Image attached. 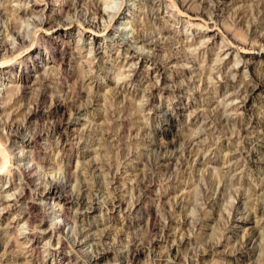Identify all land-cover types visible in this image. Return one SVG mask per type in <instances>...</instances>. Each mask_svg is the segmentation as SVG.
<instances>
[{"label": "rangeland", "instance_id": "374dc122", "mask_svg": "<svg viewBox=\"0 0 264 264\" xmlns=\"http://www.w3.org/2000/svg\"><path fill=\"white\" fill-rule=\"evenodd\" d=\"M9 1H12L8 4L10 7H15L18 2H7ZM175 1L187 14L177 12L169 0H154L150 6L147 4L143 7L138 0H102L101 10L107 14L100 21L104 23L105 19H117L118 24L113 22L112 27L104 34L100 30L91 33L76 24L71 26L69 41L73 44L78 41V45L83 46V53L80 54L83 56L75 58L79 62H71L73 67L68 68L67 73L64 71L67 62L62 63L63 69H60L58 60L49 58L47 51L48 48L52 49L54 43L53 34L49 32L32 42V46L36 45L39 50V58L35 57L33 62L31 56L25 53L26 48L24 53L28 58L27 62L20 63L17 58L11 66L7 59L5 63H0V135L3 134L5 139L6 122H24L26 126L23 125L20 129L24 142L33 126L41 124L44 129L43 136L39 139L38 145L41 147L38 153L46 156L43 161L46 168L34 169L37 170L36 175L40 173L34 185L41 181L42 187H48L50 183L64 179V163L68 159L71 162L70 169L75 168L70 178L74 198L70 205H62L61 202L56 203L48 198L39 199L43 210L50 215L41 228L60 223L56 214L61 208L75 217L74 224L67 222L64 233L60 234V238L63 237L70 246H62L57 241L58 235L48 243V235L44 237L43 233L37 232L41 242L39 252L30 256L25 247L23 251H19L18 242L25 235L32 234V230L25 224L14 222L24 205L20 204L21 208L13 206V210L2 209L0 206V215L6 218L0 220V227H4V222H9L13 224L11 226H15V233H18L16 245H11L6 252L1 245L6 243L7 238L3 236L6 240L1 239V264H71L73 261L75 264H121L132 240L140 242L142 246L132 264H264V239L259 243L262 252L257 257L255 252L242 246L244 244L240 236L234 238L236 236L231 232L233 218L238 213L249 216L254 212L257 217H264V213L259 214V198L256 194L264 185V143L259 140L264 131V86L249 94L244 105L242 100L246 92L239 91L244 85L242 82L251 80L253 71L264 79V57L257 50L251 52L247 49L236 51L233 47L229 49L234 44L233 37L246 40L248 44L253 41L252 29L259 27L258 21L264 17V0ZM82 9L79 7L77 11L72 10L71 14L85 23L89 20L88 23L93 21V24H98L97 15L92 17V14ZM196 10L204 17L189 16V13ZM12 12L16 13L13 10ZM35 13L24 15L28 16L25 17L28 19H24L26 22L21 17L25 32L32 29L29 24L31 19L40 14ZM8 17L12 16L8 14ZM134 21L140 22L144 27L146 24L145 33L149 31L153 38L157 36L160 47L134 42ZM10 37L9 35L7 39ZM6 53L0 46V58ZM142 54L151 55L159 63L142 62ZM84 55L93 62H88ZM172 57H177L176 61L171 62L169 58ZM130 61L135 62L137 73L133 81L127 82L132 72L127 70L126 65H120ZM247 63L248 68H240ZM78 64L82 65V69ZM57 72H63L60 82L64 86L61 89L55 85L58 80ZM26 74L28 77L25 79V96L10 107L11 109L6 107L4 101L8 91L21 85V77ZM45 74L54 78L40 87L37 80ZM227 78H231V84L225 85ZM84 83L85 86L82 85ZM235 89L239 91L236 96ZM40 90L45 92L46 99L41 102L42 106L37 115H30L24 120L21 112L25 113L27 108H33ZM122 97L126 100L127 111L124 113L127 115L121 111ZM54 99L65 108L55 111L48 109L46 106ZM80 100L88 101L90 105L87 104L81 112L70 115L71 103ZM19 111L20 114H17ZM195 114L197 117L193 116ZM69 115L71 122H75L79 129L73 144L62 153L57 135L49 132L48 126L54 120L65 122ZM124 116L127 120L121 122ZM250 124L251 127H246ZM172 135L176 137L174 146L158 151L155 143L158 140L168 141ZM14 139L7 141L9 154L19 156L16 163L19 167L26 168L30 166L28 160L35 150L30 144H18L20 137L15 139L16 142ZM21 147L23 151L19 150ZM77 160L79 163H76ZM145 182L148 185L145 189L133 188L135 183ZM20 183L16 175L6 174L2 177L0 192L6 194L8 191L5 200L12 202L15 199ZM182 189L186 191L184 201L179 198ZM246 195L251 199V204L244 207ZM114 197L124 200L123 209L110 208ZM138 198H141L140 210L133 209V203ZM82 200L89 203L85 205ZM91 202L93 206L87 208ZM79 229H82L81 233H78ZM170 231L173 232L172 235H169ZM173 243L178 247L177 257L170 249Z\"/></svg>", "mask_w": 264, "mask_h": 264}, {"label": "bare ground", "instance_id": "6f19581e", "mask_svg": "<svg viewBox=\"0 0 264 264\" xmlns=\"http://www.w3.org/2000/svg\"><path fill=\"white\" fill-rule=\"evenodd\" d=\"M8 0H0V46H2V49L7 51V53L5 54L4 57L0 58V63H5L6 59H7V62H9V65H13V60H17V58H19V62L20 63H23L24 62H27V59L26 56H25V53L27 55H30L31 58H32V62L33 60H35L36 58H39V50H38V47L35 46H32V42H35L36 40H38L39 38H42L45 34H47V32H49L50 34H53V37H54V43H53V47L52 49L51 48H48L49 50L47 51L50 56L49 58L51 59H56L58 60V65H59V68L60 69H63L62 68V63L65 64V62H67V68L65 69L64 68V71H68V68H72L73 65L71 64V62H79V61H75L76 59L75 58H79L83 55H80L81 53V49L83 48V46H80L78 45V41L73 44V42L69 41V33H70V29H71V26L73 25H78V27L80 28H85L87 29L89 32L91 33H95L96 31H101L104 33H106V31L112 27L113 25V22H115V24L117 23V19H110V20H106L105 19V22L102 23V21H100V18L103 19V18H106L104 15L105 13H103L104 11L101 10V7H100V3L102 2L99 1V0H17V4H15L16 6L15 7H10L8 4H10L11 2L9 1V3L7 2ZM16 1V0H15ZM123 1V0H122ZM163 1V0H162ZM166 1V0H165ZM185 1V0H184ZM110 2V1H109ZM170 4L175 7V9L177 10V12H180V13H185L186 10L181 8L180 5L177 4V1L175 0H169ZM219 2V0H218ZM262 2V0H261ZM29 3H31L29 5ZM138 3L140 5L145 6L147 4H149V6L151 5V3H154V0H138ZM189 3V2H188ZM260 3V2H259ZM264 3V1H263ZM102 4V3H101ZM133 4V3H132ZM159 4V3H158ZM181 4V3H180ZM254 4V3H253ZM177 5L179 7H177ZM205 5V4H204ZM202 4V6H204ZM183 6V5H181ZM187 6V5H186ZM185 6V7H186ZM206 6V5H205ZM204 6V7H205ZM256 6V5H255ZM264 6V5H263ZM83 8L85 9V11H88L89 14H92L91 16L94 17V15L98 16V24L94 23L93 24V21L91 23H85L84 20H80L79 18H76L75 15H72L71 14V11L73 10H76L78 8ZM208 7V6H207ZM207 7L205 9H207ZM260 7V6H259ZM241 8V7H240ZM82 9V10H83ZM141 9V8H140ZM143 9V8H142ZM141 9V10H142ZM210 9V8H209ZM208 9V10H209ZM263 9V8H262ZM13 11H16V13L12 12ZM202 10V9H201ZM204 10V9H203ZM235 10V9H234ZM240 10V9H239ZM258 10V9H257ZM256 10V11H257ZM261 10V8L259 9ZM264 10V9H263ZM14 13L16 14V16H14V14L12 15L11 13ZM77 11V10H76ZM84 11V10H83ZM198 10L196 11H193L189 14V16H196V17H204L203 14L197 12ZM35 12H38L40 13L38 15V17L34 16L35 18H32L31 16V22L29 23L32 27V29L28 30L26 29L27 32H25L23 30L22 27H24L23 25H21L23 22L21 21V17H23V21L24 19H28V18H25V17H28V16H24L26 14H29V13H34L36 14ZM238 12V11H236ZM242 13H245L244 11H241ZM259 12V11H258ZM119 13V12H118ZM8 14H10V16H12L11 18L8 17ZM74 14V13H73ZM107 14V13H106ZM113 14V13H112ZM112 14H108V15H112ZM142 14V13H141ZM187 14V12L185 13ZM236 14V13H234ZM238 14V13H237ZM247 14V13H246ZM259 14V13H258ZM264 14V13H262ZM32 15V14H31ZM145 15V14H144ZM147 15V14H146ZM257 15V14H256ZM14 16V17H13ZM77 16V15H76ZM90 16V15H89ZM188 16V17H189ZM234 16V15H233ZM109 17V16H108ZM107 17V18H108ZM113 17V16H112ZM256 17V16H255ZM253 17V18H255ZM81 18V17H80ZM260 18V17H259ZM262 18V17H261ZM30 19V17H29ZM136 19V18H135ZM134 19V20H135ZM207 19V18H206ZM97 21V20H96ZM137 21H140V20H137ZM137 21H134L132 25H134L132 27V30L134 29L135 31V34H134V42L137 41L139 43H144V44H147L148 46L150 47H154V48H158L160 47V40H158L156 37L153 38V36L151 35L152 33H150L149 31H147V33L149 32V34L145 33L144 30L145 27H146V24H145V27L143 25H141L140 22H137ZM151 21V20H150ZM206 21V20H205ZM246 21V20H245ZM254 21V20H253ZM252 21V22H253ZM26 22V21H24ZM28 22V21H27ZM90 22V21H89ZM256 22V21H254ZM259 22V27H257L256 29L254 28V30L252 29V32L254 33V37L252 36L251 39H253V41H251L249 44L246 43V40L243 41L242 39H235L236 37H233L234 40V44L232 43V45H230V48L231 49L233 47L234 50L236 51H239L240 49H247L248 51L251 50V52L253 51H258L259 54H261V56L264 57V17H263V20L261 19ZM154 23H157V21ZM101 24H102V28H101ZM118 24V23H117ZM153 24V23H152ZM191 24V23H190ZM196 24V23H195ZM251 21H250V25H251ZM120 25V24H119ZM117 25V26H119ZM141 25V27H139ZM154 25V24H153ZM157 25V24H156ZM160 25V24H158ZM213 25V24H212ZM258 25V24H257ZM136 26V27H135ZM148 26V24H147ZM152 26V25H151ZM248 26V24H247ZM139 27V28H138ZM150 27V26H149ZM159 27V26H158ZM252 27V26H251ZM26 28V26H25ZM28 28V27H27ZM30 28V26H29ZM117 28V27H116ZM153 28V26H152ZM151 28V29H152ZM157 28V27H156ZM248 28H250L248 26ZM150 29V28H149ZM160 29V28H159ZM151 31V30H150ZM156 31V30H155ZM159 31V30H158ZM80 32V31H79ZM154 32V31H153ZM251 32V33H252ZM11 36L10 39H7L8 36ZM234 35V34H233ZM235 36V35H234ZM29 37V38H28ZM232 37V36H231ZM230 37V38H231ZM228 38V39H230ZM44 40V39H43ZM8 41V42H7ZM46 41V40H45ZM230 41V40H229ZM231 42V41H230ZM231 44V43H230ZM237 44V45H236ZM9 45V46H8ZM50 47V46H49ZM92 47V46H91ZM162 47V46H161ZM187 47V46H186ZM27 48V51L24 53V50H26ZM29 49V50H28ZM90 51V49H88ZM93 51V50H92ZM90 51V52H92ZM24 53V54H23ZM89 53V52H88ZM149 53V52H148ZM228 52H226L227 54ZM123 55V54H122ZM127 55V54H126ZM25 56V57H24ZM29 56V57H30ZM151 56V55H150ZM148 54L146 55H140V59L142 62H145V61H151V64H158L159 61L156 59V58H153V57H150ZM157 56V55H156ZM176 56V55H175ZM36 57V58H35ZM84 57H86V55H84ZM169 57V56H168ZM178 57V56H177ZM177 57H172L169 58L170 61H176L175 58ZM88 58V62H91L92 60L89 58V57H86ZM126 58V57H125ZM90 59V60H89ZM101 59V58H100ZM159 59V57H158ZM237 59V58H236ZM250 59V58H249ZM168 60V59H167ZM132 61V60H131ZM129 62L128 64H124L122 63L121 66H127V70L130 71V73L132 72V74L130 75L129 74V78L127 80V82L129 81H133V79L135 78L136 76V73H137V67L135 65V60L133 61L134 63L132 62ZM254 61V60H253ZM15 62V61H14ZM81 62V61H80ZM86 62V61H85ZM93 62V61H92ZM128 62V61H127ZM239 62V60H238ZM237 62V63H238ZM82 63V62H81ZM236 63V62H235ZM259 63V62H258ZM93 64V63H91ZM80 64H78L79 66ZM90 65V64H89ZM237 65V64H236ZM82 65H80L81 67ZM198 67V66H197ZM249 67V64H243L242 66H240V68L244 69V68H248ZM253 67V66H252ZM125 68V67H124ZM199 68V67H198ZM239 68V69H240ZM80 69V68H79ZM82 69V67H81ZM126 69V68H125ZM204 69V68H203ZM85 70V69H84ZM91 70V69H90ZM120 69H118V72H119ZM198 70V69H197ZM63 71V72H64ZM72 71V70H71ZM82 71V70H81ZM89 71V70H88ZM87 71V72H88ZM195 71V70H194ZM43 72H44V69H43ZM63 72H57V79L55 81V85L56 87H58L59 89H61L60 87L61 86H64L62 85V83L60 82V79L62 77V74ZM78 72V71H77ZM80 72V71H79ZM160 72V71H159ZM201 72V71H200ZM203 72V71H202ZM237 72V71H236ZM239 72V71H238ZM47 73V72H46ZM65 73V72H64ZM82 73V72H81ZM117 73V71H116ZM125 73V72H124ZM128 73V72H127ZM228 73V72H227ZM234 73V72H232ZM242 73V70L241 72ZM44 74V73H43ZM80 74V73H79ZM118 74V73H117ZM235 74V73H234ZM85 75V73H84ZM120 75V74H119ZM123 75V74H122ZM198 75V74H197ZM248 75H249V72H248ZM39 76V75H38ZM82 76V75H81ZM115 76V75H114ZM126 76V75H125ZM203 76V75H202ZM28 77V74L26 75H23L22 78V81L23 83L17 87H12L10 88V91L9 94L6 96V100L4 101V103L6 104V107L10 108V107H13V105H16V102H18L20 99L23 98V95H24V88L27 86L25 84V79ZM36 78V77H35ZM32 79V80H35ZM53 76H47V74L45 75H41L37 82H38V85L40 87H43L45 85V82L46 81H52L53 80ZM64 78V77H63ZM84 77H82L83 79ZM125 78V77H123ZM202 78V77H201ZM120 79V78H118ZM231 79V78H230ZM229 78H227L225 80V85L226 84H231V81H230ZM233 79V78H232ZM240 79V78H239ZM65 80V79H63ZM63 82V81H62ZM83 83V82H82ZM117 83V82H116ZM244 83L243 87L239 90L240 93L241 92H246V96L244 98L243 101V105L245 104V101L247 100V96H249V94L251 95V93H254L257 89L261 88L262 86H264V79H262L261 77H259L257 74L254 73V71L252 72V76H251V80L249 82H242ZM86 83L82 84L85 86ZM241 84V83H240ZM29 85V84H28ZM81 85V87H82ZM38 86V87H39ZM88 86V85H86ZM35 87V86H34ZM33 87V88H34ZM32 88V89H33ZM204 88V87H203ZM223 88V87H222ZM238 88V87H237ZM39 89V88H38ZM62 89H64L62 87ZM239 89V88H238ZM237 89V90H238ZM8 90V89H7ZM43 90V89H42ZM40 90L38 92V98H36L34 100V105H33V108H27L26 109V112H21V115H23V119H27L30 115H33V114H36L37 111H39V109L41 108L42 106V101H44L46 99L45 96H47L45 94L44 91ZM85 90V89H84ZM92 90V89H91ZM144 90V89H143ZM89 91V90H88ZM236 91V89H235ZM239 91H236V94L235 96L238 94ZM6 92V93H8ZM31 92V90H30ZM36 92V94H37ZM91 92V91H90ZM87 93V92H86ZM229 93V92H228ZM231 94L233 93V91L231 90L230 92ZM235 93V92H234ZM116 94V93H115ZM125 94V93H124ZM231 94H228V95H231ZM95 95V94H94ZM113 95V94H112ZM244 95V94H243ZM25 96V95H24ZM82 96V95H81ZM122 96V95H121ZM125 96V95H124ZM128 96V95H126ZM145 96V95H144ZM149 96V95H148ZM34 97V96H33ZM86 97V96H85ZM90 97V96H89ZM113 97V96H112ZM120 97V96H119ZM227 97V95L225 96ZM242 97V96H241ZM118 98V96L116 97ZM130 98V97H129ZM239 98V97H238ZM80 99V97H79ZM90 99V98H88ZM120 99V98H119ZM125 99V98H124ZM123 97L121 98V101L120 103L122 102V107H121V111L123 112L124 115H127L125 114L124 112H126L127 110H125V107H126V103L124 101ZM222 99V98H221ZM225 99V98H224ZM77 100V99H76ZM236 100V99H235ZM238 100V99H237ZM60 101V100H59ZM119 101V100H118ZM232 101V100H230ZM74 102V101H73ZM72 102V103H73ZM132 102V101H131ZM44 103V102H43ZM64 103V102H63ZM71 103V102H70ZM71 103V108H70V115L73 114V113H79L81 112L84 107L88 104V101L87 102H83V100H80V101H77V103ZM85 103V104H84ZM118 103V102H117ZM147 103V102H146ZM217 103V102H216ZM228 103V102H227ZM19 105V104H18ZM21 105V104H20ZM19 105V106H20ZM31 105V104H30ZM65 105V104H64ZM90 105V104H88ZM120 105V104H119ZM179 105V104H178ZM29 106V105H28ZM67 106V105H66ZM70 106V105H69ZM216 106V104H215ZM219 106V104H218ZM24 107V105H23ZM48 109L50 110H62L64 106H62L61 103L58 102L57 99H54V100H50V103L48 104ZM87 107V106H86ZM151 107V106H150ZM156 107V106H154ZM153 107V108H154ZM234 107V106H233ZM236 107V106H235ZM234 107V108H235ZM15 108V107H14ZM17 108V107H16ZM19 108V107H18ZM65 108V107H64ZM69 108V107H67ZM194 108V107H193ZM11 109V108H10ZM22 109V108H21ZM120 109V108H119ZM218 109V108H217ZM229 109V108H228ZM231 109V108H230ZM189 110V109H188ZM195 110V109H194ZM203 110V109H202ZM5 111H8L7 109ZM15 111V110H14ZM13 111V112H14ZM228 111V110H227ZM241 111V110H240ZM58 112V111H56ZM239 112V111H238ZM191 113V112H190ZM227 113V112H226ZM240 113V112H239ZM17 114H20V111L17 113ZM130 114V113H129ZM128 114V115H129ZM221 114V113H220ZM228 114V113H227ZM8 115V113L6 114ZM5 115V116H6ZM37 115V114H36ZM35 115V116H36ZM70 115L66 118V121L65 122H62V120H54L53 122H50L48 126L49 128V132H52L54 134L57 135V138L59 139L58 143L60 144V150L63 151L68 148L73 144V140L76 139V132L78 131L79 128H77V126H75V122H71L70 120ZM104 115V114H103ZM229 115V114H228ZM119 116V115H118ZM166 116H168L166 114ZM171 116V113L169 114L168 116V119L170 118ZM195 117H197V114L193 115ZM42 117V116H41ZM121 117V116H120ZM129 117V116H128ZM239 117V116H238ZM6 119V118H5ZM16 119V118H15ZM18 119V118H17ZM104 119V117H103ZM241 119V118H240ZM13 121V119H11ZM20 120V119H18ZM64 120V118H63ZM127 120V117H122V120L121 122H126ZM5 121V120H4ZM93 121V120H92ZM207 121V119L205 120ZM250 122V121H249ZM2 123V122H1ZM5 123V122H4ZM31 123V122H30ZM3 124V123H2ZM33 124V123H32ZM38 124V123H37ZM85 124V123H84ZM97 124V123H96ZM25 125L24 122H6L5 126L7 131H6V136H5V139L2 137V135H0V180L2 179L3 176H6V174H8L9 176H14L16 175L17 178L19 179V181L21 182L20 184L18 185H21L19 186V192L16 193V196H15V199H13L12 202H9L8 200H5L4 197H7V192L6 194L3 192H0V206L2 209H7V210H11L13 208V206H18L17 208H21L19 206H21L20 204H23V208L20 210V213H19V217L14 221L15 224H25L26 227L28 229H31L32 230V234L31 235H25L24 239L21 241V242H18L19 245V248L18 249L19 251L22 249H24V247L27 249V251L30 253L29 255L30 256H33V254L35 252H39V248H40V237H38L36 235L37 232H40V233H43V236L46 237L47 235V240H48V243L51 242L52 238L55 237V235H58L57 236V241L62 243V246H70V244H67V242L63 239L60 238V234L61 233H64V226L67 222H70L74 224V218L72 217V215H69L68 213H66L64 210H62V208L58 211H60L58 214H56V216L58 217V221H60V223H56L54 225H51L49 227H44V228H41L42 225L45 223V221L47 220L48 215L44 210H43V207L41 206L40 204V201L39 199H44V198H48V199H53L56 203H62V205L66 204V205H70L74 198L72 196V185L70 184V178L72 176V173L74 172L75 168L73 170L70 169V166H71V162L70 160H66V162L64 163V172L66 173L64 175V179H62L61 181H58V182H53L50 186L48 185V187H42L41 186V181L39 182V184L37 185H34V183L36 182V180L39 178V174L36 175L34 169L37 168V167H45V164H43V161L46 160V156L45 155H42L41 153H38V151H40V148L41 146H39V139L42 138L43 134H42V130L43 127H41V124L40 125H36V126H33L31 130H29V133L27 134L24 133V134H27L28 136V139L24 142V140L21 138L23 137V135L21 134L20 130L22 128V126ZM48 125V124H47ZM46 125V126H47ZM26 126V125H25ZM91 126V124H90ZM94 126V125H93ZM252 125L250 124L249 126H246V127H251ZM3 127V126H2ZM82 127V125H81ZM86 127V126H85ZM245 127V128H246ZM257 127V126H256ZM1 128V127H0ZM26 128V127H25ZM42 128V129H41ZM47 128V127H46ZM5 129V130H6ZM250 129V128H249ZM27 130V129H26ZM263 130V129H262ZM47 131V129H46ZM123 131V130H122ZM202 131V130H201ZM255 131V130H254ZM258 131V129H257ZM200 132V131H199ZM198 133V132H197ZM201 133V132H200ZM246 133V132H245ZM262 137L259 138V140H261L263 143H264V131L262 133ZM4 136V135H3ZM151 136V135H150ZM153 136V135H152ZM179 136V135H178ZM18 141V144L20 143V145H24V144H30V146H32V148L35 150V152L30 155L29 157V160L28 162L30 163V166H26L25 167H19L20 165L17 164L19 161L17 155H12L9 154V149L7 147V141L8 140H11L12 138H19ZM13 140L14 142H16V140ZM161 139V138H160ZM200 139V138H199ZM198 139V140H199ZM192 140V139H191ZM202 140V139H201ZM57 141V140H56ZM86 141V140H85ZM190 141V140H189ZM195 140H193L194 142ZM9 142V141H8ZM176 142V137H174V135H172L168 141H160L158 140V142L155 143V147L156 149H158V151L162 150V149H167L169 148L170 146H174ZM189 143V142H188ZM205 143V142H204ZM14 144V143H12ZM56 144V143H55ZM88 144V143H87ZM262 146L264 147V144H262ZM73 147V146H72ZM86 147V146H85ZM10 148V147H9ZM30 148V147H29ZM45 148V147H44ZM183 148V147H182ZM198 148V147H197ZM17 149V148H16ZM199 149V148H198ZM19 150H22L23 151V148L21 147ZM46 150V149H44ZM59 150V149H58ZM94 150V149H93ZM12 151V150H11ZM205 151V150H204ZM264 151V150H263ZM46 152V151H45ZM57 152V150H56ZM66 152V151H65ZM166 152V151H164ZM169 152V151H168ZM201 152V151H200ZM29 153V152H28ZM251 153H253V155H255V157H257V155L252 151ZM47 154V153H46ZM52 154V153H51ZM55 154V153H53ZM57 154V153H56ZM19 155V154H18ZM50 155V154H49ZM203 156V155H202ZM55 157V156H53ZM160 157V155H159ZM163 157V156H162ZM230 157V156H229ZM259 157V156H258ZM261 157V155H260ZM259 157V158H260ZM156 158V157H155ZM76 159V158H74ZM61 160V159H60ZM97 160V159H96ZM49 161V160H48ZM231 161V160H230ZM17 162V163H16ZM22 162V161H21ZM27 162V163H28ZM156 162V161H154ZM168 162V161H167ZM263 162V161H262ZM25 163V164H27ZM76 163H79L78 160L76 161ZM75 163V164H76ZM160 163V162H159ZM172 163V162H171ZM229 163V162H228ZM15 164V165H14ZM23 164V163H22ZM95 164V163H94ZM169 164V163H168ZM19 165V166H18ZM74 165V163H73ZM93 165V164H92ZM98 165V164H97ZM232 165V164H231ZM230 165V166H231ZM25 166V165H24ZM48 166V165H47ZM76 166V165H75ZM74 166V167H75ZM49 167V166H48ZM77 167V166H76ZM96 167V165H95ZM99 167V166H98ZM46 168V167H45ZM78 168V167H77ZM54 169V168H53ZM57 169V168H56ZM150 169V168H149ZM229 169V168H228ZM85 170V169H84ZM116 170V169H115ZM41 171V170H40ZM113 171V170H112ZM167 171V170H166ZM42 172V171H41ZM45 172V171H43ZM79 172H81L79 170ZM86 172V171H85ZM61 173V171H60ZM76 173V172H75ZM82 173V172H81ZM42 174H45V173H42ZM80 174V173H79ZM115 174V173H114ZM150 174V173H149ZM146 176H148V174H145ZM38 176V177H37ZM42 177V176H41ZM137 177V176H136ZM150 177V176H149ZM58 178V177H57ZM146 178V177H144ZM166 178V177H165ZM41 179V178H40ZM44 179V178H43ZM50 179V178H49ZM55 179V178H54ZM74 179V178H73ZM111 179V178H110ZM154 179V178H153ZM48 180V179H47ZM72 180V179H71ZM137 180V179H136ZM150 180V179H149ZM74 181V180H73ZM151 181V180H150ZM149 181V182H150ZM45 182V181H44ZM144 182V181H143ZM89 183V182H88ZM45 184V183H44ZM43 184V185H44ZM17 185V186H18ZM86 185V183H85ZM90 185V184H89ZM132 185V184H131ZM41 186V187H40ZM133 186V185H132ZM148 185L145 183L143 184H137L135 183L133 188H136V189H145ZM117 188V187H116ZM119 188V187H118ZM132 188V187H131ZM130 188V189H131ZM74 189V188H73ZM129 189V190H130ZM184 189V188H183ZM181 190L180 192V195H179V198L181 201H184V197H185V194L184 192H186L185 190ZM1 190V188H0ZM78 190V189H77ZM132 190V189H131ZM130 190V191H131ZM4 191V190H3ZM16 191V190H15ZM86 191V190H85ZM134 191V190H133ZM13 192V191H12ZM79 192V191H78ZM88 192V191H87ZM86 192V193H87ZM257 196L259 198V203H258V207H259V214H263L264 213V185H262V187H260L257 191ZM73 193H76V192H73ZM80 193V192H79ZM85 193V192H84ZM89 194V193H88ZM160 194V193H159ZM245 195V194H244ZM250 195V194H249ZM9 196V195H8ZM82 196V195H81ZM75 197V196H74ZM112 197V196H111ZM115 198V197H114ZM143 198V197H142ZM244 202H245V205L244 207H247L249 204H251V199L246 195L244 197ZM56 199V200H55ZM86 199V197H85ZM113 199V198H112ZM115 198L114 200H111V207L112 209H118L120 210L122 207H123V204H124V200L122 198H119L117 199ZM98 200V199H97ZM109 200V199H108ZM148 200V199H147ZM44 201V200H43ZM83 203L88 204L87 202H85L84 200H82ZM81 201V202H82ZM88 201V199H87ZM140 201H141V198H138L134 203H133V209H141V206H140ZM128 202V201H127ZM102 203V202H101ZM130 202H128L129 204ZM93 203L91 202L87 208H91L93 205ZM109 204V203H108ZM61 205V204H60ZM125 205V204H124ZM131 206V204H130ZM107 207V206H106ZM109 207V206H108ZM240 208V207H239ZM86 209V208H85ZM123 209V208H122ZM237 209V208H236ZM13 210V209H12ZM251 211V210H249ZM121 213V212H120ZM151 214V213H150ZM129 215V214H128ZM153 215V213H152ZM249 215V214H248ZM135 216V215H134ZM149 216V215H148ZM154 216V215H153ZM127 217V216H126ZM143 217V216H142ZM6 219L4 215H0V220H4ZM129 219V218H128ZM145 219V218H144ZM9 220V219H8ZM144 221V220H143ZM6 223L5 225H3L4 227H0V245H1V239L3 240L4 237L7 238V241L5 244H3V246L1 245V248L4 249V251H8L12 246L11 245H16L15 243H17L18 241V233H15V226H11V224L9 222H4ZM138 223V222H137ZM233 225H232V228L231 229L232 233L234 236V238H237V236H240L241 237V241H243L242 243L244 245V248H249L251 251L255 252L256 253V256L258 254H261L262 250H261V246H260V242L264 239V217L263 215L261 217H257V215L252 212L249 216H245V215H242L239 213L233 218ZM13 225V224H12ZM47 225V224H46ZM76 225V223H75ZM161 226V225H160ZM159 226V227H160ZM75 228V227H74ZM98 228V227H97ZM161 229H163L162 227H160ZM159 228V229H160ZM83 229V228H82ZM82 229H79L78 230V233H81ZM98 232V231H97ZM161 232V231H160ZM166 232V231H165ZM171 232V231H170ZM169 232V235H172L173 232L170 233ZM85 233V232H84ZM210 233V231H209ZM6 234L8 236H6ZM21 234V232H20ZM94 234V233H92ZM99 234V233H98ZM208 234V233H207ZM65 235V234H64ZM68 235V234H67ZM78 235V234H77ZM87 235V233H86ZM106 235V234H105ZM4 236V237H3ZM42 236V237H43ZM88 236V235H87ZM231 236V235H230ZM68 237V236H67ZM83 237V236H82ZM94 237V236H93ZM97 237V236H96ZM6 238H4L6 240ZM75 238V236H74ZM68 239V238H67ZM94 240V239H92ZM20 241V240H19ZM133 242L129 245V247L127 248V255H126V258L124 259V261L121 263V264H132L136 257L139 255V253L141 252L142 250V246L139 243L136 242V240H132ZM172 241V240H171ZM238 242V241H237ZM240 242V241H239ZM2 243H4L2 241ZM56 243V241H55ZM73 243V242H72ZM71 243V244H72ZM88 243V242H87ZM94 243V242H93ZM86 244V243H85ZM89 244V243H88ZM86 244V245H88ZM99 244V243H97ZM11 246V247H10ZM90 246V245H89ZM46 247V246H45ZM96 247V246H95ZM104 247V246H103ZM235 247V246H234ZM14 248V247H13ZM12 248V249H13ZM239 248V246H238ZM17 249V247H16ZM170 249H172L175 253V257H177L178 253V247L174 245V243L171 245ZM17 250V251H18ZM97 250V249H96ZM101 250V249H100ZM3 251V250H2ZM11 251V250H10ZM9 251V252H10ZM13 251V250H12ZM151 251V250H150ZM234 251V250H233ZM250 251V253H252ZM4 252V253H5ZM249 252V251H247ZM2 254V253H1ZM35 256V255H34ZM179 256V255H178ZM255 256V258H256ZM5 257V256H4ZM239 257V256H238ZM241 257V256H240ZM258 257V256H257ZM68 258V257H67ZM157 258V257H156ZM86 259V258H85ZM240 260V259H239ZM27 261V260H26ZM68 261V260H67ZM138 261V260H137ZM28 262V261H27ZM66 262V261H65ZM211 262V261H210ZM23 263H26V262H23ZM208 263V262H207ZM1 264V263H0ZM27 264V263H26ZM29 264V263H28ZM68 264V263H67ZM70 264V263H69ZM71 264H75V261H73ZM80 264V263H79ZM205 264V263H204Z\"/></svg>", "mask_w": 264, "mask_h": 264}]
</instances>
